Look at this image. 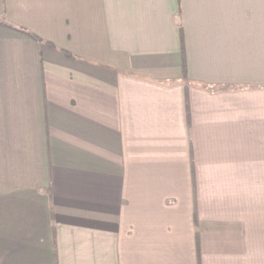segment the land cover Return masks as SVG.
Segmentation results:
<instances>
[{"label": "crops", "instance_id": "0c3cea01", "mask_svg": "<svg viewBox=\"0 0 264 264\" xmlns=\"http://www.w3.org/2000/svg\"><path fill=\"white\" fill-rule=\"evenodd\" d=\"M0 22V264H264V0Z\"/></svg>", "mask_w": 264, "mask_h": 264}, {"label": "trees", "instance_id": "16d2710c", "mask_svg": "<svg viewBox=\"0 0 264 264\" xmlns=\"http://www.w3.org/2000/svg\"><path fill=\"white\" fill-rule=\"evenodd\" d=\"M0 23L12 28L10 25H7V24H5L3 22H0ZM178 26H179V31H180V34H181L182 33V29H181L180 24H178ZM14 29L19 31V32H22V33L26 34L27 36H29L30 38H32L34 40H41L40 37H38L36 34L30 32V31H26V30L20 29V28L19 29L14 28ZM182 70H183V73L185 75L186 71H187V67H186V60H185L183 45H182ZM52 234H53V239H55V229H54V227H52Z\"/></svg>", "mask_w": 264, "mask_h": 264}]
</instances>
